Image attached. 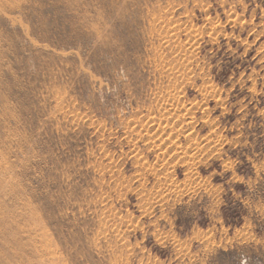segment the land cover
<instances>
[{
  "label": "rangeland",
  "instance_id": "obj_1",
  "mask_svg": "<svg viewBox=\"0 0 264 264\" xmlns=\"http://www.w3.org/2000/svg\"><path fill=\"white\" fill-rule=\"evenodd\" d=\"M0 264H264V0H0Z\"/></svg>",
  "mask_w": 264,
  "mask_h": 264
},
{
  "label": "bare ground",
  "instance_id": "obj_2",
  "mask_svg": "<svg viewBox=\"0 0 264 264\" xmlns=\"http://www.w3.org/2000/svg\"><path fill=\"white\" fill-rule=\"evenodd\" d=\"M195 40V39H194ZM188 47V46H187ZM170 50V49H169ZM192 60V59H191ZM184 63V62H183ZM189 66V65H188ZM174 69V68H173ZM211 88V87H210ZM180 89V88H179ZM208 89V88H207ZM171 97V96H170ZM168 99V98H167ZM209 99V98H208ZM170 100H171V98H170ZM179 100V99H178ZM168 102H169V100H168ZM171 104V103H170ZM197 104H199V103H197ZM175 106V105H174ZM164 107V106H163ZM188 107V106H187ZM171 108V107H170ZM191 110H192V108H191ZM152 112V111H151ZM184 112V111H183ZM189 113V112H188ZM162 114V113H161ZM154 115V114H153ZM171 115V114H170ZM146 117V116H145ZM169 117V116H168ZM148 119V118H147ZM166 119V118H165ZM202 119V118H201ZM150 121V120H149ZM169 123V122H168ZM164 124V123H163ZM196 125V124H195ZM169 126V125H168ZM192 126V125H191ZM166 128V127H165ZM213 128V127H212ZM127 130V129H126ZM161 130H165V129H161ZM192 130H193V128H192ZM160 131V130H159ZM158 131V132H159ZM166 131L167 130H165V133H166ZM168 132V131H167ZM130 133V132H129ZM146 133V132H145ZM164 133V134H165ZM211 135V134H210ZM136 136V135H135ZM159 136H160V133H159ZM163 136V135H162ZM194 136V135H193ZM164 137V136H163ZM177 138V137H176ZM209 138H210V136H209ZM171 139V138H170ZM144 140V139H143ZM148 141H149V139H148ZM169 142V141H168ZM128 143V142H127ZM157 143V142H156ZM161 143H162V141H161ZM167 144V143H166ZM171 144V143H170ZM224 144V143H223ZM164 145V144H163ZM157 146H158V144H157ZM167 147V146H166ZM159 148V147H158ZM179 148V147H178ZM160 150V149H159ZM170 151V150H169ZM189 151V150H188ZM159 152V151H158ZM167 153H169V152H167ZM156 156V155H155ZM166 156V155H165ZM170 156V155H169ZM196 159V158H195ZM174 161V160H173ZM161 164V163H160ZM177 166V165H176ZM160 168V167H159ZM155 173V172H154ZM171 178V177H170ZM137 179V178H136ZM181 187V186H180ZM149 201V200H148Z\"/></svg>",
  "mask_w": 264,
  "mask_h": 264
}]
</instances>
